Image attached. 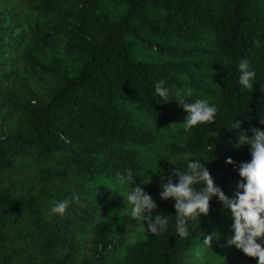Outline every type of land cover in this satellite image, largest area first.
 <instances>
[{
  "label": "trees",
  "instance_id": "obj_1",
  "mask_svg": "<svg viewBox=\"0 0 264 264\" xmlns=\"http://www.w3.org/2000/svg\"><path fill=\"white\" fill-rule=\"evenodd\" d=\"M241 60L256 73L251 91L239 84ZM161 80L171 102L155 93ZM177 93L208 100L215 122L185 132ZM134 112L176 141L154 159L156 180L145 187L168 229L156 236L139 222L131 242L121 197L147 179L155 141ZM260 119L264 0H0V264H190L223 205L213 197L181 238L175 201L159 196L161 176L199 160L234 198L251 155L234 147L229 127L239 120L243 131H264ZM129 170L132 181L122 182ZM64 199L72 201L64 216L52 214ZM219 264L258 258L233 245Z\"/></svg>",
  "mask_w": 264,
  "mask_h": 264
},
{
  "label": "clouds",
  "instance_id": "obj_2",
  "mask_svg": "<svg viewBox=\"0 0 264 264\" xmlns=\"http://www.w3.org/2000/svg\"><path fill=\"white\" fill-rule=\"evenodd\" d=\"M259 45V41L256 42ZM239 84L248 90L253 89L252 81L256 73L249 70V62L241 60L239 63ZM164 81L155 84V93L165 102H171L168 89L163 87ZM187 112L183 129L190 133L196 126L212 124L215 122L217 108L210 105L206 99H199L195 102H187L177 93L175 100ZM264 124V119H260ZM243 121L235 120L231 122L229 130L236 133L235 148L242 146L250 148L251 162L239 164V176L241 181L237 185L238 190L234 198H229L214 183L205 163L199 160H191L187 164L186 171L172 168L167 175L161 176L160 199L175 201V231L181 238L188 236L189 221L196 220L202 214L207 216L210 209V200L217 197L222 205L230 210V215L234 221L231 231L234 233L227 239L228 246H235L249 258H258V264H264V246L258 241H264V131L258 127H250L248 131L253 133L251 137L248 131L242 129ZM194 161V162H193ZM227 164L235 162L228 158ZM178 178V183L174 180ZM131 170L125 175H120V180L132 181ZM243 181H246L243 182ZM125 197V196H124ZM72 199L79 202V196L73 195ZM127 205H130L129 219L135 222H143L146 230L153 235H163L169 226L167 215L157 214L153 216V211L157 209L156 201L151 195L137 184L134 189L125 197ZM70 199L58 201L51 208V213L64 216L71 204ZM134 228L136 224L132 225ZM217 233L206 236L203 245L211 248ZM200 253H197L199 256Z\"/></svg>",
  "mask_w": 264,
  "mask_h": 264
},
{
  "label": "rangeland",
  "instance_id": "obj_3",
  "mask_svg": "<svg viewBox=\"0 0 264 264\" xmlns=\"http://www.w3.org/2000/svg\"><path fill=\"white\" fill-rule=\"evenodd\" d=\"M133 115L135 116L136 123L141 127L150 130L155 137L154 143L148 144L147 146V179L140 184L145 191L146 185H149L156 180L155 175L153 174L155 171L154 159L158 156V154H162L163 148L167 146V144L176 141V139L172 137L169 131L161 129L151 122L149 118L143 117L137 112H134ZM130 192L131 191L126 192V194L121 197L126 215L120 222V228L123 229L125 234L129 237V240L132 242L138 237L140 232H142V229L139 223L129 219L131 206L128 205L126 207L127 201L125 200V197ZM233 222L230 210L222 206L220 208L219 218L215 225L204 232L201 235V238L191 246L188 262L190 264H219L225 257H227L232 249V246L227 245V239L234 234L231 231V225ZM133 224H136L137 226L134 228L132 226ZM213 232L217 233V238L213 239L211 248L206 247L203 245V240L206 236L212 234ZM198 252L200 253L199 256H197Z\"/></svg>",
  "mask_w": 264,
  "mask_h": 264
}]
</instances>
